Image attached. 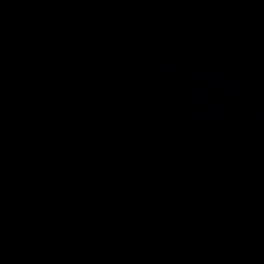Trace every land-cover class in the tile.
<instances>
[{
  "label": "water",
  "instance_id": "1",
  "mask_svg": "<svg viewBox=\"0 0 264 264\" xmlns=\"http://www.w3.org/2000/svg\"><path fill=\"white\" fill-rule=\"evenodd\" d=\"M0 264H264V0H0Z\"/></svg>",
  "mask_w": 264,
  "mask_h": 264
}]
</instances>
